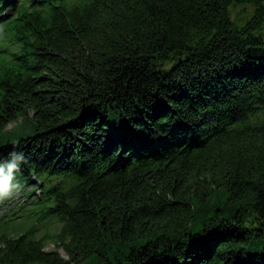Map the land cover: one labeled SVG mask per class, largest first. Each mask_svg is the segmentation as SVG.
Masks as SVG:
<instances>
[{
	"label": "trees",
	"instance_id": "16d2710c",
	"mask_svg": "<svg viewBox=\"0 0 264 264\" xmlns=\"http://www.w3.org/2000/svg\"><path fill=\"white\" fill-rule=\"evenodd\" d=\"M17 2L0 264H264V0Z\"/></svg>",
	"mask_w": 264,
	"mask_h": 264
},
{
	"label": "clouds",
	"instance_id": "9594fccd",
	"mask_svg": "<svg viewBox=\"0 0 264 264\" xmlns=\"http://www.w3.org/2000/svg\"><path fill=\"white\" fill-rule=\"evenodd\" d=\"M12 155L15 156V153H12ZM18 159L23 160V154ZM19 169L20 165L15 162L0 166V199L12 196L19 189L20 185L16 178V173Z\"/></svg>",
	"mask_w": 264,
	"mask_h": 264
},
{
	"label": "rangeland",
	"instance_id": "374dc122",
	"mask_svg": "<svg viewBox=\"0 0 264 264\" xmlns=\"http://www.w3.org/2000/svg\"><path fill=\"white\" fill-rule=\"evenodd\" d=\"M31 187L33 186H28L26 189L27 190H30ZM22 195V193L20 192H16L14 193L11 198H12V201L9 202L10 204H8V206L6 207H3L1 210H0V217L5 214L6 212H8V209H12V211H16L18 210L22 205L24 204H21V202H19V197ZM9 199H0V205L1 203H5V202H8ZM27 200V199H25ZM27 203H25L27 206H33V204L31 203V199H28L26 201ZM11 211V212H12ZM29 222H32V221H29ZM39 225V224H38ZM54 248V244H52L51 242H49L46 246V249H53ZM257 250H264V242H260L257 246H256Z\"/></svg>",
	"mask_w": 264,
	"mask_h": 264
}]
</instances>
